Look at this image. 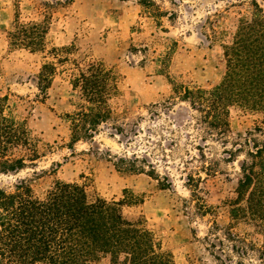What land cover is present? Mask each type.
Instances as JSON below:
<instances>
[{"label":"rangeland","instance_id":"1","mask_svg":"<svg viewBox=\"0 0 264 264\" xmlns=\"http://www.w3.org/2000/svg\"><path fill=\"white\" fill-rule=\"evenodd\" d=\"M56 1L20 3L22 20L43 18L44 3H53L46 50L31 53L9 45L14 1L0 0V97L8 98L10 113L27 125L44 153L33 168L0 175V184L27 178L41 195L53 181L63 180L84 186L91 199L124 200V216L143 221L174 264H264V228L242 222L230 229L232 239L224 234L230 222L226 201L235 197L243 155L228 161L224 145L205 135L198 113L177 98L169 82L202 88L217 84L224 72L222 45L231 39L238 18L251 13V0H152L166 13L161 18L141 0ZM256 1L263 6V0ZM53 47L72 48L63 54L67 61L56 64L42 99L36 77L45 60L57 62ZM94 60L117 76L114 119L72 151L65 113L75 110L81 99L70 80L76 65ZM262 118L232 108L228 140H242L257 126L263 133H253L264 140ZM133 156L144 172L115 168L117 157ZM190 176L197 188L190 186ZM130 197L134 203L126 202ZM198 203L213 211L201 213ZM215 224L220 229H212Z\"/></svg>","mask_w":264,"mask_h":264},{"label":"trees","instance_id":"2","mask_svg":"<svg viewBox=\"0 0 264 264\" xmlns=\"http://www.w3.org/2000/svg\"><path fill=\"white\" fill-rule=\"evenodd\" d=\"M13 1L14 20L7 30L9 45L43 53L50 25L48 10L53 3H44L43 18L22 20V0ZM140 4L150 8L155 18L166 15L152 0H141ZM263 6L251 0V13L238 18L231 39L222 45L224 72L217 84L209 88L189 87L169 79L177 98L198 113L205 135L224 145L228 161L243 155L239 160L235 197L226 201L230 222L224 234L230 239L232 226L242 222L264 228V140L253 133L263 131L257 126L247 131L242 140L227 138L232 108L262 114L264 127ZM71 48H51L57 62L45 60L41 64L36 88L42 99L47 96L56 64L67 61L63 54L70 53ZM76 66L77 73L70 83L78 91L81 103L65 113L70 132L67 147L72 151L76 143L92 141L100 126L114 119L111 100L120 93L116 74L102 61ZM7 100L6 96L0 97V175L33 168L44 155L38 138L10 113ZM113 129L122 134L120 126ZM206 139L201 138L204 142ZM196 148L203 157L202 146ZM137 161L135 156L117 157L114 166L118 171L144 172L143 167H136ZM147 174L155 178L153 173ZM188 181L197 188L192 176ZM126 202L134 203V197ZM123 203L124 200L108 201L102 197L91 199L77 182L55 180L41 195L34 192L27 178H17L8 186L0 184V264H174L143 221L124 216ZM198 204L202 205L201 213L213 211L205 204ZM212 229L220 228L215 224Z\"/></svg>","mask_w":264,"mask_h":264}]
</instances>
